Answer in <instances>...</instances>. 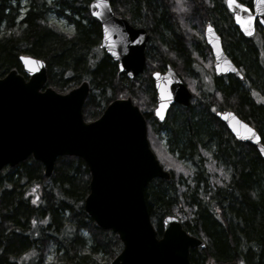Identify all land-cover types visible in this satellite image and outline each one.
Wrapping results in <instances>:
<instances>
[{
	"label": "trees",
	"instance_id": "1",
	"mask_svg": "<svg viewBox=\"0 0 264 264\" xmlns=\"http://www.w3.org/2000/svg\"><path fill=\"white\" fill-rule=\"evenodd\" d=\"M89 1L27 0L20 14L21 0H0V77L15 69L27 78L19 56L29 55L44 61L45 86L59 93L87 81L89 92L82 106L87 122L98 118L112 100L130 97L145 118L151 150L170 175L151 180L145 188L157 235L162 233V218L174 215L204 243L202 249H189L190 264H264V159L253 145L235 140L210 112L208 92L196 106L169 111L159 122L149 108L154 105L152 69L131 79L118 70L99 47L101 27L89 13ZM162 1L109 3L115 15L128 21H140L147 12L161 36L169 38L173 29ZM50 11L73 24V33L48 23ZM165 47L177 63L188 62L189 53L180 40L166 41ZM234 47L238 61L250 66L244 75L247 85L230 78L221 87L226 105L220 107L231 108L256 128L264 144V106L251 96L252 90L264 96V68L255 54L251 59V47L243 43ZM155 54H148L146 64L151 65L152 57L162 58V52ZM136 92L141 93V101ZM161 129L166 132L167 152L157 142L162 139ZM184 158L194 165L191 175L183 174L178 162ZM176 178L188 182L179 186ZM89 179L85 162L77 156L57 157L48 177L32 156L4 166L0 170V264H23L22 258L30 253L36 257L31 264H43L51 246L56 253L50 264H109L122 243L116 233L100 228L85 212Z\"/></svg>",
	"mask_w": 264,
	"mask_h": 264
},
{
	"label": "water",
	"instance_id": "2",
	"mask_svg": "<svg viewBox=\"0 0 264 264\" xmlns=\"http://www.w3.org/2000/svg\"><path fill=\"white\" fill-rule=\"evenodd\" d=\"M227 5L239 25V20L250 23L258 17L264 34V0H254V15L240 4ZM88 9L100 23V48L128 78L141 74L147 33L116 16L109 0H90ZM241 27L244 34H252L251 24ZM206 38L216 73L240 77L217 36L207 32ZM19 61L27 78L15 69L0 77V170L32 156L41 162L48 177L57 157H80L90 174L83 208L100 228L116 233L122 243L109 264H190L189 249H202L203 241L188 233L173 215L162 218V233L157 237L150 219L145 188L151 180L170 175L149 146L146 121L138 106L130 97L117 98L98 118L87 122L82 115L89 92L87 81L59 93L45 86L43 60L20 55ZM152 78L157 94L153 112L162 122L172 103L187 105L191 94L173 70L154 72ZM216 115L236 140L255 146L264 159V145L255 128L231 110Z\"/></svg>",
	"mask_w": 264,
	"mask_h": 264
},
{
	"label": "flooded vegetation",
	"instance_id": "3",
	"mask_svg": "<svg viewBox=\"0 0 264 264\" xmlns=\"http://www.w3.org/2000/svg\"><path fill=\"white\" fill-rule=\"evenodd\" d=\"M140 1L142 3L144 2V0ZM162 3L167 5V16L169 17L170 25L173 29L169 38H166L164 35L161 36L159 26L151 22L147 12L144 14V19H139L140 21H128L126 17H122L126 19L132 27L141 28L147 33L148 38L144 48L145 64L142 72H144V70L148 71L149 67L152 69L150 74L155 102L153 110L156 107L157 94L152 73H165L170 69L182 80L189 90L191 97L187 105L177 102L172 103L167 109L165 118L169 111L181 109L183 107L186 108L189 105H191V107L196 106L199 102H202L200 98H204L203 95H205V92L209 93V98L207 100L209 102V110L213 112L216 117L218 111L231 110L234 112L231 108L220 107L221 103L226 105L224 103L221 87L223 84H228L230 78L238 79L244 85H247V80L244 75L246 71H250V66L247 62L238 61V56L235 53V44L243 43L251 47L249 50L251 59L253 60V55L255 54L258 63L264 68V64H262L260 60L261 56L264 58V34L258 17H253L250 23L247 19L246 21L245 19L239 20L241 26L248 27L250 24L252 26V34L246 35L241 29L242 27L236 22L234 12L228 7V0H163ZM235 3L243 5L248 14H255L254 0H235ZM243 16L245 17V15ZM210 29L211 31H209ZM207 32H213L217 36L222 51L233 62L234 66L241 74L240 77L233 73H216V62L212 48L207 43ZM176 39L184 43L187 48L189 53V60L187 63H177V61H175V55L171 54L168 48L165 47L166 41L170 42ZM257 39L260 40V43L256 42ZM157 51L162 52V58L155 60L154 57H152L154 61L152 63L154 64L151 63V65H149V61L146 64L148 54L153 53V56H155ZM163 56L167 58L164 59ZM183 78L191 79L194 83L188 84ZM195 89H197V94H195ZM213 93L216 94V97L213 96ZM251 96L255 101L256 96L263 97L253 90L251 91ZM261 104L264 106V103ZM238 117L241 118L240 116ZM217 119L220 120L218 117ZM242 120L245 121L244 119ZM220 121L225 125L222 120ZM258 134L261 141V134L259 132ZM230 135L234 138L233 134L230 133Z\"/></svg>",
	"mask_w": 264,
	"mask_h": 264
},
{
	"label": "rangeland",
	"instance_id": "4",
	"mask_svg": "<svg viewBox=\"0 0 264 264\" xmlns=\"http://www.w3.org/2000/svg\"><path fill=\"white\" fill-rule=\"evenodd\" d=\"M47 2H51V0H46ZM27 0H21V4H20V10H19V13L22 14L23 11L26 9V5H27ZM46 21L52 25H54L55 27H57L59 30L61 31H64V32H67V33H73L74 29H73V24H71L65 17L63 16H59L57 15L54 11H50L47 13L46 15ZM257 43H260V40H256ZM151 50V49H150ZM96 51H98L96 49ZM260 60H261V63L264 64V58L261 56L260 57ZM152 62H154L152 60ZM184 81H186V83L188 84H192L194 83L193 80L191 79H186V78H183ZM195 94H197V89H195ZM214 97H216V94L213 93ZM135 95V98L139 101V98H140V101H141V93H138L136 92ZM263 96V95H262ZM125 98V97H124ZM132 100V99H131ZM202 100V99H200ZM256 100L257 102H261V103H264V96L263 97H259V96H256ZM132 102L134 103V101L132 100ZM142 104V103H141ZM152 104V103H151ZM151 104H149V108L151 109L152 113H153V107L155 105V102H154V105L151 106ZM217 105V104H216ZM148 107V105L146 106ZM162 134V139H160L158 136V144L161 148V150L167 152V147L165 145H167V139H166V132L164 129H161L159 134ZM175 159V158H174ZM178 162L180 163L181 165V168L185 169V171H183V174H189L191 175L192 171L194 170V165L191 161L187 160V159H180L178 160ZM221 173L223 172L222 170L220 171ZM220 174V173H219ZM178 176V175H177ZM220 176V175H219ZM184 177V176H183ZM226 178V177H225ZM185 179V178H184ZM184 179L182 180V178H176V180L178 181H175L179 186L183 185L184 183H187L188 181ZM29 193H32V191H29ZM83 235L87 238V233L85 231H83ZM32 252V251H29V253ZM55 248L54 246H51L48 248L47 250V253L46 255L44 256V262L43 264H50V262L53 260L54 256H55ZM35 255L30 253V254H26L23 258H22V263L23 264H31L34 259H35ZM29 261V262H28Z\"/></svg>",
	"mask_w": 264,
	"mask_h": 264
},
{
	"label": "snow or ice",
	"instance_id": "5",
	"mask_svg": "<svg viewBox=\"0 0 264 264\" xmlns=\"http://www.w3.org/2000/svg\"><path fill=\"white\" fill-rule=\"evenodd\" d=\"M228 2L230 3V4H232V3H235V0H228ZM238 6H240L242 9H243V5H238ZM243 10H246V9H243ZM251 18V17H250ZM159 114V113H158Z\"/></svg>",
	"mask_w": 264,
	"mask_h": 264
}]
</instances>
